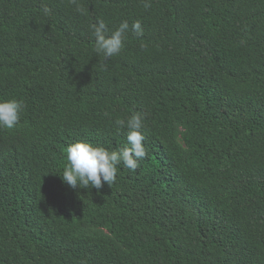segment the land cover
Here are the masks:
<instances>
[{
	"label": "trees",
	"instance_id": "1",
	"mask_svg": "<svg viewBox=\"0 0 264 264\" xmlns=\"http://www.w3.org/2000/svg\"><path fill=\"white\" fill-rule=\"evenodd\" d=\"M150 5L0 0V100L23 103L0 128V264H264V0ZM125 20L105 59L93 25ZM136 114L135 171L62 180L70 144L119 151Z\"/></svg>",
	"mask_w": 264,
	"mask_h": 264
},
{
	"label": "clouds",
	"instance_id": "2",
	"mask_svg": "<svg viewBox=\"0 0 264 264\" xmlns=\"http://www.w3.org/2000/svg\"><path fill=\"white\" fill-rule=\"evenodd\" d=\"M150 0H144V7L149 8ZM47 9L45 12L47 13ZM131 30L143 35L142 23L136 20ZM129 31L128 22L122 21L110 35L106 34V25L103 21L93 25L96 51L102 53L105 59L118 55L124 44V38ZM23 103L15 98L0 100V128H14L21 117ZM128 128L127 146L119 151H109L103 146H94L89 142L78 141L70 144L66 149L67 164L63 169L62 180L71 188L76 189L91 185L98 192L106 183L111 186L117 177V166L135 171L139 161L147 155L144 146L143 118L141 115H132L127 122L116 119L117 127Z\"/></svg>",
	"mask_w": 264,
	"mask_h": 264
}]
</instances>
